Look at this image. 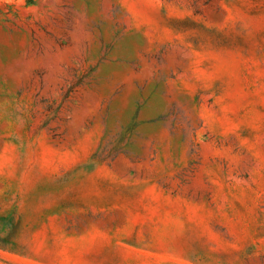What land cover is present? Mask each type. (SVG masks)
<instances>
[{"label":"rangeland","instance_id":"obj_1","mask_svg":"<svg viewBox=\"0 0 264 264\" xmlns=\"http://www.w3.org/2000/svg\"><path fill=\"white\" fill-rule=\"evenodd\" d=\"M0 264H264V0H0Z\"/></svg>","mask_w":264,"mask_h":264}]
</instances>
